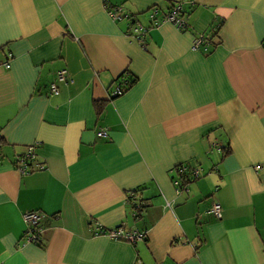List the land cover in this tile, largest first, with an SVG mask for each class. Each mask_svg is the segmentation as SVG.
Masks as SVG:
<instances>
[{
  "label": "crops",
  "instance_id": "crops-1",
  "mask_svg": "<svg viewBox=\"0 0 264 264\" xmlns=\"http://www.w3.org/2000/svg\"><path fill=\"white\" fill-rule=\"evenodd\" d=\"M179 1L189 28L151 21ZM120 225L147 239L96 234ZM0 264H264V0H0Z\"/></svg>",
  "mask_w": 264,
  "mask_h": 264
},
{
  "label": "built area",
  "instance_id": "built-area-1",
  "mask_svg": "<svg viewBox=\"0 0 264 264\" xmlns=\"http://www.w3.org/2000/svg\"><path fill=\"white\" fill-rule=\"evenodd\" d=\"M178 8L173 9V11L170 12L167 16L163 17V19H159L158 16L160 15V9L158 7H154L150 11L149 16H150L151 21L154 22V24H159L163 20H169L173 22L174 24H176L181 29L187 24V22L185 21V19H183L182 17L178 15L177 13ZM108 10H109L110 16L115 21L121 20L123 18L121 8L110 7L108 8ZM149 29H150L149 27H146L142 24H134L129 30L128 34L131 37H133L135 40L139 42H143ZM204 43H207L206 37L198 36L195 40L194 47L196 48L200 47ZM6 66L9 67L10 65L7 64ZM67 77H68V71L66 69L62 70L58 74L59 81H67ZM51 92L53 94H59L60 89L56 83H52ZM123 92L124 91L122 90V87L118 86L115 92L113 93V96L114 97L120 96L123 94ZM106 134H107L106 130H100L98 133L99 136H105ZM35 148H36L35 144L29 146L27 152L23 154L19 159V169L23 174L30 173V168H29L30 162L29 161L31 158L33 159L36 156ZM203 173H204V170L202 167L193 168V176L199 177ZM173 183L176 188V192L178 194L181 195L189 191V184H185V185L181 184L180 179H174ZM168 205L170 206L171 204L168 203ZM208 212L214 214L217 218H221L223 214L221 204L218 202L213 203V205L209 208ZM44 215H45L44 212H42L41 210H31L25 213L24 220L28 227V233L25 236L26 242L39 243L42 240L41 229L39 225L42 219L44 218ZM96 234H106L111 238L124 239L131 243H136L138 241L145 240L147 237L146 231L142 232L139 230H133L131 232H127L123 225L110 228V229L109 228L105 229V228H102L101 226L97 228Z\"/></svg>",
  "mask_w": 264,
  "mask_h": 264
},
{
  "label": "trees",
  "instance_id": "trees-1",
  "mask_svg": "<svg viewBox=\"0 0 264 264\" xmlns=\"http://www.w3.org/2000/svg\"><path fill=\"white\" fill-rule=\"evenodd\" d=\"M154 7H156V6H154ZM176 8H178V10H177L178 15L180 17H182L183 19H185V21L187 22V24L184 27H182L181 29L185 30V29L189 28L190 24H189V20L187 18V15H188L187 13L188 12H186V7H185V4H184L183 1L171 3V5H169L166 10H163L165 12L160 10L161 18H159L160 15L158 16V18L159 19H163V17L167 16L170 12L173 11V9H176ZM151 10L152 9H150V11ZM205 37H206L207 43H210L209 37H207V36H205ZM61 82L68 83V81H61ZM132 83H131V85H132ZM129 86H130L129 83H128L127 86H122V90L125 92L126 90H128ZM217 152L220 154L221 158H223V156H225V155L230 153V148L228 146H223V147L219 148L217 150ZM35 160H36V156L33 159L31 158L30 161H29L30 162L29 163L30 172L32 171L31 170L32 169L31 164ZM172 173L174 174V179H180L181 180V184H184V185L185 184H190L192 181H194L195 179L199 178V177L193 176V167H190L189 164H179V165L175 166L173 168V170H172ZM174 179H173V181H174ZM129 194H130L129 195L130 198L128 199V201L133 206V209L135 210V214L134 215L136 216V219H138V218H140V214L142 216L143 209H145V208L147 209L148 205L144 202V200H142V201L137 200V197H136L137 194L135 195L134 192L129 193ZM139 231L143 232V231H146V230H139ZM146 239H147V237H146Z\"/></svg>",
  "mask_w": 264,
  "mask_h": 264
},
{
  "label": "rangeland",
  "instance_id": "rangeland-1",
  "mask_svg": "<svg viewBox=\"0 0 264 264\" xmlns=\"http://www.w3.org/2000/svg\"><path fill=\"white\" fill-rule=\"evenodd\" d=\"M188 193V192H187Z\"/></svg>",
  "mask_w": 264,
  "mask_h": 264
}]
</instances>
